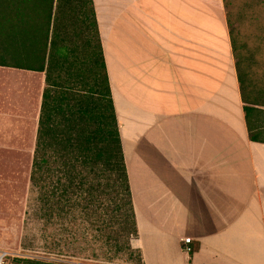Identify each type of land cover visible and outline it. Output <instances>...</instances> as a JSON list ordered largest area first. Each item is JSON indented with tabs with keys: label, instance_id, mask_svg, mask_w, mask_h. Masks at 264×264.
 Wrapping results in <instances>:
<instances>
[{
	"label": "crops",
	"instance_id": "obj_1",
	"mask_svg": "<svg viewBox=\"0 0 264 264\" xmlns=\"http://www.w3.org/2000/svg\"><path fill=\"white\" fill-rule=\"evenodd\" d=\"M92 2L135 211L131 248L142 264H264V128L248 139L222 0ZM43 88V73L0 67L1 140L35 144Z\"/></svg>",
	"mask_w": 264,
	"mask_h": 264
},
{
	"label": "trees",
	"instance_id": "obj_2",
	"mask_svg": "<svg viewBox=\"0 0 264 264\" xmlns=\"http://www.w3.org/2000/svg\"><path fill=\"white\" fill-rule=\"evenodd\" d=\"M222 2L248 139L259 142L264 123L245 93L231 3ZM0 67L44 74L29 181L41 218L60 226L53 252L75 259L13 264H110L123 254L142 264L130 245L135 211L92 0H0ZM85 223L106 248L101 257L83 255Z\"/></svg>",
	"mask_w": 264,
	"mask_h": 264
},
{
	"label": "rangeland",
	"instance_id": "obj_3",
	"mask_svg": "<svg viewBox=\"0 0 264 264\" xmlns=\"http://www.w3.org/2000/svg\"><path fill=\"white\" fill-rule=\"evenodd\" d=\"M232 21L239 33L241 68L246 77V96L257 103L255 118L264 123V0H227ZM23 104H25L23 102ZM31 109V105H28ZM10 144H0V255L1 264H13L15 259L42 263L74 261L73 251L63 255L53 252L51 242L62 235L60 226L41 218L37 193L29 181L34 145L30 139H10ZM84 229V231H83ZM82 232L88 243L83 245V255L106 251L93 241L96 232L85 223ZM79 264H101L83 261ZM110 264H139L137 257L123 254Z\"/></svg>",
	"mask_w": 264,
	"mask_h": 264
},
{
	"label": "built area",
	"instance_id": "obj_4",
	"mask_svg": "<svg viewBox=\"0 0 264 264\" xmlns=\"http://www.w3.org/2000/svg\"><path fill=\"white\" fill-rule=\"evenodd\" d=\"M192 241L190 238H185L182 240V250L187 253V254H190L192 253V251L194 250L193 247H192ZM3 259V255H0V264H1V261Z\"/></svg>",
	"mask_w": 264,
	"mask_h": 264
}]
</instances>
